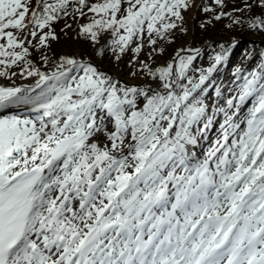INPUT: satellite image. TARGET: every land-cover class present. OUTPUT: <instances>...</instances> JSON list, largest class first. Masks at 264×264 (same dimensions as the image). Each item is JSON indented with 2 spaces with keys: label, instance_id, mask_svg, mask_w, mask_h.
I'll return each mask as SVG.
<instances>
[{
  "label": "snow or ice",
  "instance_id": "1",
  "mask_svg": "<svg viewBox=\"0 0 264 264\" xmlns=\"http://www.w3.org/2000/svg\"><path fill=\"white\" fill-rule=\"evenodd\" d=\"M236 31L264 0H0V264H264V47L234 62Z\"/></svg>",
  "mask_w": 264,
  "mask_h": 264
},
{
  "label": "rangeland",
  "instance_id": "2",
  "mask_svg": "<svg viewBox=\"0 0 264 264\" xmlns=\"http://www.w3.org/2000/svg\"><path fill=\"white\" fill-rule=\"evenodd\" d=\"M61 23H63V22H61ZM57 27H59V25ZM231 34L236 36L237 39L240 41L239 47L237 48L236 53L233 57L234 61L236 60L237 57H239L240 53L245 48H248V47L253 46V45L264 47V45L261 44V41L264 40V36L258 35L260 37V40H259V39H250L248 36L250 34H253V33L247 32V31H236V32H232ZM236 54H237V56H236Z\"/></svg>",
  "mask_w": 264,
  "mask_h": 264
},
{
  "label": "bare ground",
  "instance_id": "3",
  "mask_svg": "<svg viewBox=\"0 0 264 264\" xmlns=\"http://www.w3.org/2000/svg\"><path fill=\"white\" fill-rule=\"evenodd\" d=\"M219 27V26H218ZM196 35H197V38L199 39V38H201L200 37V33H199V31L197 30V32H196ZM209 35L210 36H212V37H214V38H219V34L217 33V32H215V31H213V32H210L209 33ZM225 36H231L232 34L231 33H226V34H224ZM250 39H259L260 40V37L258 36V35H256V34H250L249 36H248ZM238 54V53H237ZM237 54H236V56H237ZM235 56V57H236ZM238 58V57H237ZM236 58V59H237ZM235 62V61H234Z\"/></svg>",
  "mask_w": 264,
  "mask_h": 264
}]
</instances>
